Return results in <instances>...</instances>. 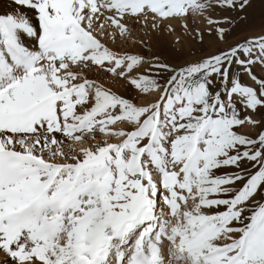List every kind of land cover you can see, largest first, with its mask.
Instances as JSON below:
<instances>
[{
  "label": "snow or ice",
  "instance_id": "obj_1",
  "mask_svg": "<svg viewBox=\"0 0 264 264\" xmlns=\"http://www.w3.org/2000/svg\"><path fill=\"white\" fill-rule=\"evenodd\" d=\"M255 7L10 0L0 264H264V23L230 42ZM177 23L201 45L182 65L128 47Z\"/></svg>",
  "mask_w": 264,
  "mask_h": 264
},
{
  "label": "rangeland",
  "instance_id": "obj_2",
  "mask_svg": "<svg viewBox=\"0 0 264 264\" xmlns=\"http://www.w3.org/2000/svg\"><path fill=\"white\" fill-rule=\"evenodd\" d=\"M1 1L10 4V0ZM214 15H220V13L217 12L214 13ZM195 22L198 26L204 27V24L201 22L199 17L196 18ZM262 23H264V3H261L260 0H256V7L252 11L249 24L242 26L243 31L238 32L234 37H231L230 42L242 39L244 35L256 34L260 30V25ZM141 36L142 34H138L136 37H134L133 40L129 41L128 47L131 48L133 51L143 52V55L146 59H151L154 55H156L171 64L182 65L186 60L194 58L201 52V45L198 42L190 39L189 34L182 33V30L180 29L178 23L177 30L172 34H168L167 32H165L164 36L160 39L159 43H155L154 47H149L147 49H142L141 47H139L138 41ZM107 38L108 41H111H109V44L111 45L113 43L111 39V34H109ZM144 39H147V37H144ZM147 67L148 65H145V68ZM108 83L112 84L113 87H116L115 89L119 91L124 90L120 84H113L111 81H108ZM146 100H151V96L142 97L140 103H144ZM242 131L250 130L243 129Z\"/></svg>",
  "mask_w": 264,
  "mask_h": 264
},
{
  "label": "bare ground",
  "instance_id": "obj_3",
  "mask_svg": "<svg viewBox=\"0 0 264 264\" xmlns=\"http://www.w3.org/2000/svg\"><path fill=\"white\" fill-rule=\"evenodd\" d=\"M9 6V3H4L0 0V11H6ZM108 39V38H107ZM110 41V40H109ZM111 42V41H110ZM110 83V82H109ZM113 86V85H112ZM116 86V85H114ZM119 86V85H118ZM116 88V87H115ZM119 89V88H118Z\"/></svg>",
  "mask_w": 264,
  "mask_h": 264
}]
</instances>
